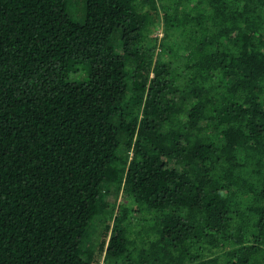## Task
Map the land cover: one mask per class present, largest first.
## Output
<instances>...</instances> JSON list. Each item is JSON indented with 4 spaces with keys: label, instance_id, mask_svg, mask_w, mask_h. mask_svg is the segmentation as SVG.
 <instances>
[{
    "label": "trees",
    "instance_id": "obj_1",
    "mask_svg": "<svg viewBox=\"0 0 264 264\" xmlns=\"http://www.w3.org/2000/svg\"><path fill=\"white\" fill-rule=\"evenodd\" d=\"M74 1L0 0V264H264V0Z\"/></svg>",
    "mask_w": 264,
    "mask_h": 264
},
{
    "label": "rangeland",
    "instance_id": "obj_2",
    "mask_svg": "<svg viewBox=\"0 0 264 264\" xmlns=\"http://www.w3.org/2000/svg\"><path fill=\"white\" fill-rule=\"evenodd\" d=\"M80 10H81V7H79V8L76 7L75 6V1L74 0H70V2L68 4V13L71 16V18L74 19L77 22H81V21L84 20V10H83V7H82V12ZM158 36L160 37L161 34L160 35L158 34ZM71 78L72 79H76L75 76H73ZM126 201H127L126 195L123 194L121 191L118 192V193H116V192L111 193L108 196V207L105 208V210H104L105 216L103 215V217H102L103 221H104V219H106V223H107V220L112 223L113 217L115 215H117V212H118L120 206L124 202L127 203ZM100 219H101V217L100 218L96 217L93 220V223L96 220L95 223H94V225L91 223L92 227L89 230L90 231L89 234L91 233L90 239H91L92 242H97V240L100 241V239L102 238L101 237V233L103 232V228H104L105 223L104 222H101ZM146 220H147V222H152L153 221V218L148 217ZM87 243H89V240L88 239H86L84 241V243H83L84 248L86 246H88ZM99 264H102V261H100Z\"/></svg>",
    "mask_w": 264,
    "mask_h": 264
}]
</instances>
